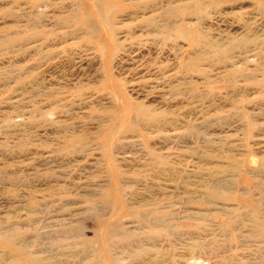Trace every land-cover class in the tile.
I'll return each mask as SVG.
<instances>
[{
	"label": "rangeland",
	"instance_id": "obj_1",
	"mask_svg": "<svg viewBox=\"0 0 264 264\" xmlns=\"http://www.w3.org/2000/svg\"><path fill=\"white\" fill-rule=\"evenodd\" d=\"M0 264H264V0H0Z\"/></svg>",
	"mask_w": 264,
	"mask_h": 264
}]
</instances>
